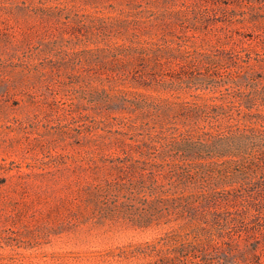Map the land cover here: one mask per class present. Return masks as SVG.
Here are the masks:
<instances>
[{
	"label": "rangeland",
	"instance_id": "1",
	"mask_svg": "<svg viewBox=\"0 0 264 264\" xmlns=\"http://www.w3.org/2000/svg\"><path fill=\"white\" fill-rule=\"evenodd\" d=\"M260 15L264 0H0V264H148L157 241L186 231L183 219L134 215L151 182L118 166L143 154L123 140L160 129L167 104L134 89L248 96L233 83L153 85L173 81L179 43L210 50ZM256 88L264 105V79Z\"/></svg>",
	"mask_w": 264,
	"mask_h": 264
},
{
	"label": "trees",
	"instance_id": "2",
	"mask_svg": "<svg viewBox=\"0 0 264 264\" xmlns=\"http://www.w3.org/2000/svg\"><path fill=\"white\" fill-rule=\"evenodd\" d=\"M250 27L248 34L232 29L210 50L190 51L189 43H179V54H172L178 72L171 76L181 81L165 83L156 76L153 85L176 91L233 83L249 86L248 96L198 92L192 100H176L134 89L153 97L157 107L167 103L160 129L123 140L143 154L131 165L128 153L118 166L139 169L143 181L151 182L149 208L134 215L146 225L166 218L183 219L188 227L157 241L148 264L264 263V105L256 88L264 79V15L252 17Z\"/></svg>",
	"mask_w": 264,
	"mask_h": 264
}]
</instances>
